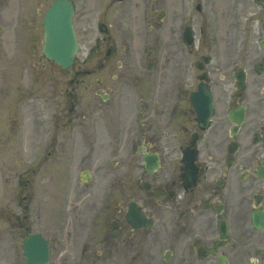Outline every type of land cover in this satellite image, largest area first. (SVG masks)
Here are the masks:
<instances>
[{"label": "flooded vegetation", "instance_id": "af4514ba", "mask_svg": "<svg viewBox=\"0 0 264 264\" xmlns=\"http://www.w3.org/2000/svg\"><path fill=\"white\" fill-rule=\"evenodd\" d=\"M52 1L15 0L28 45ZM141 4L95 0L96 106L127 128L90 143L116 180L76 191L78 231L40 233L49 264H264V0Z\"/></svg>", "mask_w": 264, "mask_h": 264}, {"label": "rangeland", "instance_id": "374dc122", "mask_svg": "<svg viewBox=\"0 0 264 264\" xmlns=\"http://www.w3.org/2000/svg\"><path fill=\"white\" fill-rule=\"evenodd\" d=\"M14 5V0H0V111L3 112V116L0 113V126L4 125V132L2 129L0 133V216L6 217L4 225L0 226V264H15L8 245L14 242L12 234L16 236V232L13 233L16 226L15 217L25 215L24 209L19 207L24 204L20 197L31 189L33 201L27 207V221L30 224L35 223L42 227L46 222V213H50L52 230H58L61 224L56 223L57 218L59 217L58 221L69 219V213L57 211L63 207L61 202L65 195V184L75 189L81 183V159H92L89 154L92 145L88 143L86 149L84 144L75 139L69 140L68 151H63L61 155L56 153V148L65 144L63 141L62 144L54 143L52 155L47 156L46 145L39 139L44 135V117L47 111L57 114L65 103L63 89L69 79L63 76L59 67L47 61L37 60L38 46L33 47L30 54L24 51L27 27L17 21ZM22 16H27L25 10L22 11ZM82 19L85 31H81L82 44L78 53L80 61L88 54L89 46L97 35L92 11L87 10ZM122 33L124 32L117 30V34ZM35 37L38 42L42 40L40 28L35 32ZM127 39H130L129 36ZM83 67L86 71L93 72L92 59H88ZM79 79L86 88L80 90L77 98L78 108L86 110L85 114L95 116L96 112L88 108L93 105L89 102V98H92L93 76L89 74L84 78L80 76ZM20 105L23 110L17 114V107ZM35 117L36 123L33 121ZM84 126L90 130L96 128L100 132L96 138L104 145L102 123L99 119H87ZM62 135L64 136L63 132ZM76 135L74 130L70 134L74 137ZM18 140L22 143L18 144ZM33 141H36L35 145L31 144ZM23 143L27 146L26 150ZM20 148H23L24 152H20ZM61 159L63 166L59 165L61 169L56 172L54 162L59 163ZM92 171L95 180L91 183L103 185V182H107L108 172H97L94 169ZM64 215L66 219L63 218Z\"/></svg>", "mask_w": 264, "mask_h": 264}, {"label": "water", "instance_id": "95a60500", "mask_svg": "<svg viewBox=\"0 0 264 264\" xmlns=\"http://www.w3.org/2000/svg\"><path fill=\"white\" fill-rule=\"evenodd\" d=\"M59 17L58 24L55 21ZM71 10H65L64 6L55 5L50 9L45 20V43L43 46V55L60 64L62 68L68 67L72 63V57L76 50L73 30L70 26ZM32 243H25V256L27 264H44L46 262V252L39 248H33Z\"/></svg>", "mask_w": 264, "mask_h": 264}]
</instances>
